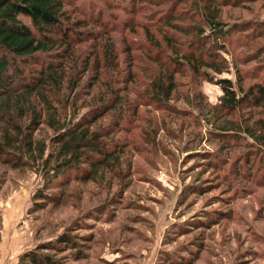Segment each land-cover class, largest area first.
<instances>
[{
    "label": "rangeland",
    "instance_id": "374dc122",
    "mask_svg": "<svg viewBox=\"0 0 264 264\" xmlns=\"http://www.w3.org/2000/svg\"><path fill=\"white\" fill-rule=\"evenodd\" d=\"M65 1L66 19L79 21L82 36L48 53L63 54V74L47 85V104L32 97L43 108L32 153L0 124V144L12 138L0 153V264H34L29 252L60 264H264V0H201L229 30L216 47L193 0ZM197 37L216 49L224 71L196 74L176 63L171 98H151L155 77L169 70L166 58L194 50ZM222 78L238 94L239 85L244 94L262 87L260 102L220 107ZM52 116L88 124L116 148L113 156L53 179L61 131ZM230 121L255 139L219 135ZM6 152L27 163L5 160ZM63 234L71 241H58Z\"/></svg>",
    "mask_w": 264,
    "mask_h": 264
},
{
    "label": "trees",
    "instance_id": "16d2710c",
    "mask_svg": "<svg viewBox=\"0 0 264 264\" xmlns=\"http://www.w3.org/2000/svg\"><path fill=\"white\" fill-rule=\"evenodd\" d=\"M178 1L183 2L184 0ZM193 2H195L193 9L202 12L203 19L212 32L207 41L213 42L214 47H216L217 41L224 39L229 34V30L222 29L223 23L216 20V14L212 13L208 5H202L201 0H193ZM65 4V0H0V124L13 130V139L26 144L25 150L29 154L32 153L31 133L40 124L43 113V108H37L32 102V97H37L39 101L44 100L47 104V85L54 86L57 84L62 79L63 74V54L49 55L48 53L52 52L56 45L69 46L82 36L73 26L79 21L69 25L64 9ZM170 16L159 15V20L165 19L164 22L167 25L178 29L177 24H171ZM21 17L26 18L28 23H25ZM195 28H197V35L202 34L205 30L203 26H196ZM197 38L191 45V48L195 47L194 50L178 54L179 57L178 55H171V57L166 58L169 64L165 65L166 67L169 66L170 71L164 69L162 74L155 77L149 93L151 98L163 102L171 98V92L175 88L171 69L176 66V63L179 66L187 64L196 74L206 68H210L219 74L224 71V65L216 59V49L209 48V50L208 47L206 48L207 45L201 43L203 37ZM165 41L166 43L170 42V47L173 49L171 37L166 36ZM156 46L158 47V45ZM205 50L209 51L205 53ZM204 72L208 74V71ZM218 83L223 91L220 107L228 110H235L245 100L260 102L263 96L262 87L251 89L244 94L239 85L238 89L241 94H238L231 80L222 78ZM53 116L51 119L52 126L56 131H61L57 143L58 156L61 159L52 168L54 170L51 176L53 179L59 175L57 173L60 169L66 173L75 169L80 170L78 163L82 161L86 162L90 169H95L105 164L113 156L116 148H106L104 141L99 139L97 132L88 131V124L83 125L82 122H77L73 125H67L57 121ZM25 120L27 121L25 122ZM262 120L259 119L261 129L264 128V121ZM233 131L245 133L255 139L253 131L243 127L238 122L233 123V121L220 128L218 134L227 136ZM238 136L236 135L230 140L234 141ZM257 136L259 135H256V138ZM11 140V137H8L6 141L3 140L0 144V153L5 154L4 149L10 146ZM18 148L20 149L22 146ZM6 154L5 160L13 158L15 165L22 166L27 163L21 155L14 156L8 152ZM89 174H91L89 171H85L83 175L88 177ZM40 194L38 198L45 197L43 192ZM58 241L68 243L71 238L63 234ZM51 245L59 247L61 244ZM26 257L34 264H60L59 261L41 252H29Z\"/></svg>",
    "mask_w": 264,
    "mask_h": 264
}]
</instances>
